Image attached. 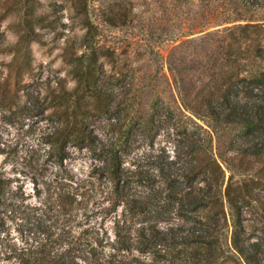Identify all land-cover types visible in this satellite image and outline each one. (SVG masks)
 Returning a JSON list of instances; mask_svg holds the SVG:
<instances>
[{
    "label": "trees",
    "instance_id": "trees-1",
    "mask_svg": "<svg viewBox=\"0 0 264 264\" xmlns=\"http://www.w3.org/2000/svg\"><path fill=\"white\" fill-rule=\"evenodd\" d=\"M71 1L82 32L65 39V75L49 76L36 95L44 87L40 109L54 107L52 147L61 159L66 145L89 148L112 181L105 209L122 206V216L113 238L40 224L0 264H264V0H152L164 17L153 28L141 0ZM1 4L16 11L17 26L15 61L0 62L5 107L8 83L31 67L27 43L45 28L65 32L57 3ZM103 24L148 25L173 43L165 67L140 62L159 54L143 37L130 49L117 35L104 38ZM12 48L0 29V51Z\"/></svg>",
    "mask_w": 264,
    "mask_h": 264
},
{
    "label": "rangeland",
    "instance_id": "rangeland-1",
    "mask_svg": "<svg viewBox=\"0 0 264 264\" xmlns=\"http://www.w3.org/2000/svg\"><path fill=\"white\" fill-rule=\"evenodd\" d=\"M42 1L57 3L62 8L61 30L65 33H54L45 28L42 32L46 35L41 41L27 43L24 50L29 52L31 67H26L22 80L8 83L9 104L0 106V176L4 179L0 187V255L31 244L40 224H66L72 227L74 234L84 228H97L104 236L113 238L116 218L122 216V206L112 212L105 209L109 204L107 195L112 181L107 175H102L101 161L89 148L66 145L68 154L61 159L60 151L52 147L57 117L51 115L54 107L40 109L45 102L46 89L41 87L42 94L38 97L37 90L49 76L52 78L56 73L65 75L62 47L67 34L80 33L82 29L77 19L72 17L75 11L71 0ZM2 2L4 0H0V29L13 46L12 50L0 51V62L7 65L15 61L17 54L14 46L17 26L13 23L16 11L5 9ZM94 4L97 8L100 2L95 1ZM147 7L150 11L146 13V20L152 23V28L164 21L162 12L155 8L152 0H141L140 8ZM96 8L93 10L95 19L98 18ZM147 28L148 25L138 29H112L102 25L104 38L117 35L130 49L127 45L130 41L143 37L140 40L143 48L147 44L153 45L159 54L155 60L143 55L140 62H161L165 67L166 56L173 43L153 37ZM22 52L18 55L19 62H26ZM1 68L3 65L0 64ZM4 68L8 74L9 69ZM51 85L56 86L54 82ZM69 86H73L72 81ZM138 152L143 154V147ZM126 164H131L130 159ZM227 262L236 263L231 257Z\"/></svg>",
    "mask_w": 264,
    "mask_h": 264
}]
</instances>
